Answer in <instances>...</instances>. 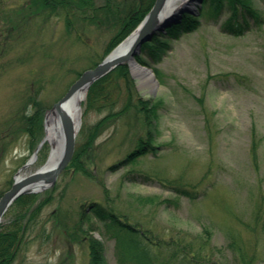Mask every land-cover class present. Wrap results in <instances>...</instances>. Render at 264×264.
Masks as SVG:
<instances>
[{"label": "rangeland", "instance_id": "rangeland-1", "mask_svg": "<svg viewBox=\"0 0 264 264\" xmlns=\"http://www.w3.org/2000/svg\"><path fill=\"white\" fill-rule=\"evenodd\" d=\"M248 1L264 13V0ZM228 14L224 5L217 17L204 15L195 31L172 42L168 55L152 68L156 88L143 86L130 72L132 102L141 97L158 104L151 127L155 154L127 159L144 137L143 112L129 107L95 128L109 108L89 104L86 91L75 138L80 166L69 163L53 186L36 193L49 202L11 264H87L88 236L104 243L108 264H118L114 238L86 211L92 203L158 244L151 247L155 264H242L229 250L232 240L246 264H264V21L234 35L222 29ZM113 20L98 25L76 15L69 29L61 11L36 9L28 0H0V191L19 172L29 174L46 163L49 143L21 169L44 138L46 112L83 71L105 57L118 29ZM114 86L118 91L109 99L118 112L126 87L121 79ZM36 107L41 133L33 147L19 122L22 113ZM17 211L8 209L0 230L10 227ZM85 211L77 234L69 226ZM176 242L191 245L188 254L197 260H182Z\"/></svg>", "mask_w": 264, "mask_h": 264}, {"label": "trees", "instance_id": "trees-1", "mask_svg": "<svg viewBox=\"0 0 264 264\" xmlns=\"http://www.w3.org/2000/svg\"><path fill=\"white\" fill-rule=\"evenodd\" d=\"M154 1L155 0H122L119 2L117 0H105L103 4L95 6L93 4L94 0H28V4H34L36 9L39 8L40 10L46 9L55 13L61 11L65 16L66 24L69 29H71V17L76 15L81 16V20L95 22V24L98 25L109 18L115 19V22L114 20L113 22L118 26V29L110 37L105 47L104 52L107 54L139 24L150 10ZM198 1V4L194 6L195 10L187 6L180 11L177 20L171 21L166 25L161 34L155 35L152 41L142 45L141 54L137 56L141 64L153 67L161 63L172 49L173 41L178 40L184 34L195 31L200 25V18L204 15L217 17L222 12L224 5L229 10V14L222 23V29L229 33L241 35L253 25H261L264 21V13L253 8L248 3V0ZM98 62L99 61L95 62L94 65ZM118 79H121L122 83H124V87H126L124 95L125 103L121 110L113 112L111 106L115 102L109 98L112 92L118 91V87L114 86V84L118 82ZM134 89V80L130 76L128 66L123 64L94 82L87 93V101L89 104L94 103L98 108H109L108 114L94 125L95 128L114 115H120L126 111L128 112L130 110L129 107L135 110L136 113L139 111L143 112L142 119L145 127L144 137L138 139L136 146L129 152L127 159H132L138 155L147 153L155 154L158 148L152 144L154 135L151 130V127L155 126L158 104L152 103L149 99L143 100L141 97H138L136 102H132L134 100L131 90ZM40 113V109L36 107L30 114L22 113V118L19 122V125L23 126L24 132L29 135L33 147L40 138ZM18 128L20 130L21 126ZM81 152V150H76L74 152L69 166L73 168L80 166L79 157ZM176 189L180 191L179 194L188 193L184 189ZM3 192V190L0 191V196ZM38 197L39 194L22 195L12 204L11 207H15L18 211L10 227L0 230V264H11L14 261L18 249L24 242L23 239L26 233L31 228L33 220L41 211L42 207L49 202V198L38 200ZM91 212L104 222L106 232L109 236L114 238L118 264H155V259L151 254V247L155 243L149 241L144 233H141L131 225L122 223L117 215L110 209L104 208L101 205L97 204L95 207H92ZM85 214L86 211L81 213L80 218L69 226L70 229L74 230L77 234L82 229L81 224L82 220L85 218ZM53 215L57 216V213L55 212ZM261 223L262 226H264V219ZM1 227L0 225V228ZM66 228L68 229V226ZM85 239L88 248L87 264H108L104 243L90 236ZM182 244L183 243H174L178 248L182 246L179 249L182 260L185 258L191 263L196 261V255L193 253L191 255L188 254L191 252V245L186 246L187 244L185 243L186 245L184 244L185 246H183ZM228 247L238 261L242 263L243 260L244 263L242 264H246L245 257L241 254L242 249L234 240L228 244ZM219 252L222 253V250H219ZM210 264L216 263L210 262Z\"/></svg>", "mask_w": 264, "mask_h": 264}, {"label": "water", "instance_id": "water-1", "mask_svg": "<svg viewBox=\"0 0 264 264\" xmlns=\"http://www.w3.org/2000/svg\"><path fill=\"white\" fill-rule=\"evenodd\" d=\"M168 2L169 0H155L148 13L134 30V37L127 49L121 53L116 51L118 46L122 43L121 42L99 64L82 72L78 79L72 83L67 93L53 105V109H59L60 104L77 89L85 88L87 90L95 81L108 74L117 66L127 64L130 69V62L134 60L138 63L136 57L141 53L142 45L151 41L155 34L164 30L166 23L172 19V16H170L171 10H169ZM60 117L64 133V148L59 161L51 169H39L27 175H17L14 178L11 187L0 197V221L14 200L23 194L37 192L38 190L32 189V186L34 185H39L43 188L51 186L55 182L59 172L70 161L75 148L77 125H74L72 120L62 112L60 113ZM41 145L42 141L34 151L31 160L36 158V152ZM28 165L29 161L24 164L21 169L27 167Z\"/></svg>", "mask_w": 264, "mask_h": 264}, {"label": "bare ground", "instance_id": "bare-ground-1", "mask_svg": "<svg viewBox=\"0 0 264 264\" xmlns=\"http://www.w3.org/2000/svg\"><path fill=\"white\" fill-rule=\"evenodd\" d=\"M190 4V1L184 0L181 4L177 6H172L170 0L168 2L169 10L176 11V9L180 5ZM134 37V32H132L116 49L118 53L123 52L127 49L129 44L131 43ZM130 70L131 72L138 78H140V82L143 86H150L152 88H156L158 86L157 79L155 74L152 71H149L147 68L136 63L134 60L130 62ZM86 93L85 88H79L74 93H72L65 101L60 104L59 109H51L46 112L45 121H44V138L43 144L49 143L51 146L49 157L42 166L41 169L47 170L51 169L53 166L57 164L59 161L62 151L64 148V133L62 129L61 117L60 113L66 114L73 122L74 125H77L79 122L80 115V103L84 99ZM80 126V124H79ZM33 160L30 159L29 164H31ZM34 190H42L43 187L39 185L32 186Z\"/></svg>", "mask_w": 264, "mask_h": 264}]
</instances>
